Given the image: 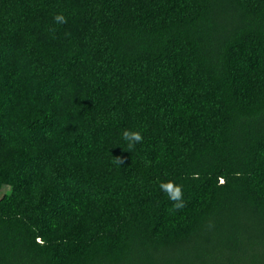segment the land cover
I'll list each match as a JSON object with an SVG mask.
<instances>
[{
	"label": "trees",
	"instance_id": "16d2710c",
	"mask_svg": "<svg viewBox=\"0 0 264 264\" xmlns=\"http://www.w3.org/2000/svg\"><path fill=\"white\" fill-rule=\"evenodd\" d=\"M0 183V264H264V0H0Z\"/></svg>",
	"mask_w": 264,
	"mask_h": 264
},
{
	"label": "clouds",
	"instance_id": "9594fccd",
	"mask_svg": "<svg viewBox=\"0 0 264 264\" xmlns=\"http://www.w3.org/2000/svg\"><path fill=\"white\" fill-rule=\"evenodd\" d=\"M53 20L57 24L67 23V18L62 12H58L53 16ZM121 137L127 143V149L133 150L136 144L143 141V135L139 130L123 129L121 131ZM115 163H122L121 157H116ZM196 174H193L192 178H195ZM159 188L163 191L170 201H172V207L175 210H179L185 206V200L183 198V187L174 181L167 180L159 183Z\"/></svg>",
	"mask_w": 264,
	"mask_h": 264
},
{
	"label": "rangeland",
	"instance_id": "374dc122",
	"mask_svg": "<svg viewBox=\"0 0 264 264\" xmlns=\"http://www.w3.org/2000/svg\"><path fill=\"white\" fill-rule=\"evenodd\" d=\"M6 141H8V140H6ZM10 147L12 148L11 144H10ZM11 193H12V190H11V187L8 184L0 183V200L3 197L10 196Z\"/></svg>",
	"mask_w": 264,
	"mask_h": 264
}]
</instances>
